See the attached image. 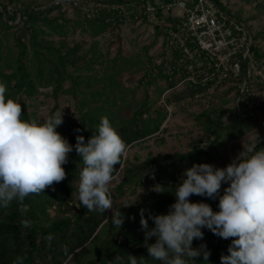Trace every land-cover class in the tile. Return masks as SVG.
<instances>
[{"label":"trees","instance_id":"trees-1","mask_svg":"<svg viewBox=\"0 0 264 264\" xmlns=\"http://www.w3.org/2000/svg\"><path fill=\"white\" fill-rule=\"evenodd\" d=\"M101 1L131 10V18L140 4V0ZM215 1L237 19L242 16V9L233 11L227 1ZM240 1L254 4L253 8L264 15V0ZM87 10L82 11L80 6L62 9L50 0L45 3L0 0V82L7 86V97L21 103L22 118L36 120L34 113L27 111L23 99L36 97L43 88L50 89L54 100L48 117L58 111L60 95L71 96L76 103L75 115L63 116L62 125L56 129L73 146L68 162L63 165L66 178L45 189L44 193L26 197L23 214L16 202L8 208H0V264H14L18 256L23 257V264H128V254L137 257L138 264H161L149 257L144 246L140 210H146V217L149 213L167 214L175 203L172 193L184 171L199 163L225 168L243 150L239 140L244 136L258 131V147H264V118L257 113L264 110V95L260 105L253 107V112L242 102L229 109L226 106L239 95V87L228 84L225 79L210 93L207 107L193 114L201 136L191 139L187 150L166 154L147 152L142 159L122 157L110 184L113 208L103 213L89 212L80 206L78 186L83 161L74 147L78 135L86 142L96 132L101 117L106 116L127 149L134 145L143 147L152 137L162 140L155 136L166 131L163 126L167 117L165 106L186 97L198 101L207 94L209 86L203 85L197 75L196 82L186 83L182 94L176 90L179 80L176 69L170 64L166 70L162 62H156L153 52H149L163 35L162 29L145 19L138 23L152 24L150 43L130 54L123 53L118 45L112 56L103 59L97 53L95 38L105 33L117 34L127 22L118 8ZM253 18V15L246 16L245 20ZM134 23L131 20L127 24ZM77 30L92 38L87 49L78 41L71 44L66 41V37L74 36ZM257 37L263 38L264 31L256 32L254 38ZM253 50L255 57L264 58L260 48L253 47ZM97 64H104L100 75L95 67ZM123 72L140 73L134 89L124 85ZM186 74L183 71L182 75ZM97 83L99 86L94 87ZM139 88L141 95L135 97ZM195 94L199 96L194 99ZM161 98L162 103L159 102ZM226 187L228 184L222 183L216 196L192 195L190 201L207 203L213 211H218L219 195ZM117 210L124 217L120 229L111 223ZM23 219L31 221V227H22L20 221ZM153 226L149 220V227ZM202 232L203 239H196L192 244L193 248L201 250V255L194 258L195 264H221V256L229 254L231 238H220L207 228ZM48 236H52L51 241L46 239ZM148 243H155V237ZM204 252L209 253L207 261Z\"/></svg>","mask_w":264,"mask_h":264},{"label":"clouds","instance_id":"clouds-1","mask_svg":"<svg viewBox=\"0 0 264 264\" xmlns=\"http://www.w3.org/2000/svg\"><path fill=\"white\" fill-rule=\"evenodd\" d=\"M6 94L7 86L0 82V208L16 202L23 214L26 197L44 193L66 178L63 165L73 146L56 131L63 123V112L50 115L42 123L25 120L21 103ZM259 141L257 134L254 141L247 145L243 142V150L225 168L208 163L187 168L175 185V203L167 214L149 213L146 217V210H140L149 257L161 264H195L201 250L192 244L203 239L202 229L207 228L220 238H231L229 254L221 256V264H264V147H258ZM74 147L83 161L78 186L80 206L89 212L112 209L110 184L116 165L126 154L125 141L104 116L86 142L82 135L76 137ZM222 183L228 187L219 195L218 211L207 203L190 201L192 195L216 196ZM149 220L153 227H149ZM111 223L115 228L122 227L124 217L118 210ZM20 224L31 227L27 219ZM152 237L155 243L149 244ZM46 239L51 241L52 236ZM203 256L207 261L209 253ZM14 264H23V257L18 256ZM128 264H138L137 257L128 254Z\"/></svg>","mask_w":264,"mask_h":264},{"label":"built area","instance_id":"built-area-1","mask_svg":"<svg viewBox=\"0 0 264 264\" xmlns=\"http://www.w3.org/2000/svg\"><path fill=\"white\" fill-rule=\"evenodd\" d=\"M50 3L61 5L62 9L80 6L82 11L118 8L123 11L125 22L152 21L161 27L163 34L156 62H162L166 70L172 64L179 75L176 86L194 83L200 75L201 83L209 85V92L227 79L238 83L236 105L242 102L251 112L254 104L261 103L262 96L259 101L252 99L249 88L254 81L264 87V58L255 57L253 50L259 45L247 24L226 12L215 0H140L133 18L131 10L101 0H50ZM183 71L187 73L185 76Z\"/></svg>","mask_w":264,"mask_h":264},{"label":"rangeland","instance_id":"rangeland-1","mask_svg":"<svg viewBox=\"0 0 264 264\" xmlns=\"http://www.w3.org/2000/svg\"><path fill=\"white\" fill-rule=\"evenodd\" d=\"M30 1V0H25ZM37 2L45 3L46 0H35ZM227 1L229 7L235 11L237 9H242V16H240L239 20L243 21L247 24V26L250 28L253 35H255L258 31H264V15L259 14L254 8V4L248 5L243 3L240 0H225ZM235 14V13H234ZM71 16V14H69ZM233 15V13H232ZM254 16L251 20H245L246 16ZM128 23V22H127ZM124 24L121 26L117 34H108L105 33L103 35L98 36L96 39L97 41V53L102 55V58L104 59L106 56H112L115 52L118 45L121 46L123 53L130 54L133 52H138L142 45H146L151 42L153 38V28L151 23H142L139 24L138 22L134 23L133 25ZM139 24V25H138ZM257 41L258 47L264 51V37L255 38ZM53 41L57 42V38H54ZM66 41L70 44L72 42L78 41L82 43L83 49H87L89 46V43L92 41V38H89L88 36L81 34L76 31L74 36L66 37ZM160 47V38L158 39V42L149 50V52H153L155 55V58H157V53L159 52ZM98 74L100 75L103 71V65H96ZM140 76V73L136 72H123L122 73V81L124 85L129 88L130 90L134 89V85L136 84L137 78ZM67 84V83H66ZM228 84L231 83L230 80H228ZM237 85V84H233ZM99 84L97 83L94 85V87H98ZM183 85L176 86V90L180 92V94L183 93ZM251 98L259 101L261 96L264 95V87L261 86V83L254 81L253 83L249 84ZM212 91L207 92V94L200 97L198 101H194L193 99H190L189 97L180 99L179 101L173 100L171 104H167L166 110H167V117L163 123V126H165L166 131L161 132L155 137H161L160 139H154V137L149 138L147 141L143 143V147H140L138 145H134L127 149L125 156H128L129 158H143L147 152H152L154 154H166V153H172L175 151H185L188 149V142L191 139H197L201 136V132L198 129V127L195 125L193 120V114L198 113L201 109L207 107L208 101L210 99V93ZM50 89L49 88H43L41 90V93L38 94L34 98H24V104L26 105V109L29 112H33L35 115L36 120L42 121L46 120L48 117V114L54 104L53 98L50 96ZM150 96L151 91H149ZM141 95V89L135 91V97H139ZM196 97H194L195 99ZM264 98V97H263ZM236 98L233 101H230L227 104V108L237 107L236 105ZM163 98L159 101L162 103ZM58 104V111L63 112V116L69 115L74 116L75 115V100L68 95H60L57 99ZM256 106L260 104H254ZM253 109V108H252ZM262 109V108H261ZM57 111V112H58ZM253 112V111H251ZM230 113V112H229ZM257 113L261 114V119L264 118V110H258ZM258 131H255L253 133H250L243 138H241L239 141L243 142L245 145L248 143L254 141L256 135L258 134Z\"/></svg>","mask_w":264,"mask_h":264}]
</instances>
